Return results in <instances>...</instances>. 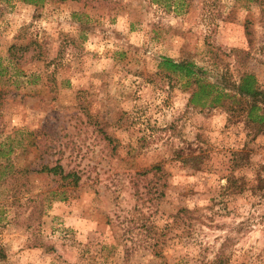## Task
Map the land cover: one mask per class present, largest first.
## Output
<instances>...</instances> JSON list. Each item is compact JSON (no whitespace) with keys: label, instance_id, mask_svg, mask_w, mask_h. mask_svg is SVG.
<instances>
[{"label":"rangeland","instance_id":"rangeland-1","mask_svg":"<svg viewBox=\"0 0 264 264\" xmlns=\"http://www.w3.org/2000/svg\"><path fill=\"white\" fill-rule=\"evenodd\" d=\"M161 57L264 91V0H0V264H264V132Z\"/></svg>","mask_w":264,"mask_h":264},{"label":"trees","instance_id":"trees-1","mask_svg":"<svg viewBox=\"0 0 264 264\" xmlns=\"http://www.w3.org/2000/svg\"><path fill=\"white\" fill-rule=\"evenodd\" d=\"M154 2L158 3L159 0H154ZM158 67L166 69L180 78L193 80V90L189 97L191 107L201 110L215 107L223 108L228 114V118L243 115L245 122L252 125L255 134L264 132V91L259 88L253 73L242 71L237 83L232 87L233 94H228L223 88L201 79L200 68L189 61L176 62L170 58L161 57ZM199 159V155H189L180 158V162L184 166L195 169ZM35 172L56 179L61 183L59 188L75 187L79 181L75 173L65 172L60 165L48 166L43 164ZM64 192V190L58 192L61 200L65 198ZM3 258H5V254L0 249V259Z\"/></svg>","mask_w":264,"mask_h":264}]
</instances>
